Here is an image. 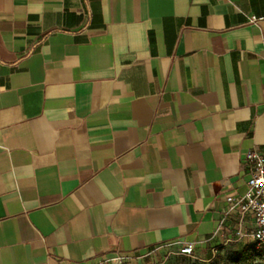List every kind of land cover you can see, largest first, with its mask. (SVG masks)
Listing matches in <instances>:
<instances>
[{"label":"crops","instance_id":"crops-1","mask_svg":"<svg viewBox=\"0 0 264 264\" xmlns=\"http://www.w3.org/2000/svg\"><path fill=\"white\" fill-rule=\"evenodd\" d=\"M254 148L264 0H0V264H206Z\"/></svg>","mask_w":264,"mask_h":264},{"label":"built area","instance_id":"built-area-1","mask_svg":"<svg viewBox=\"0 0 264 264\" xmlns=\"http://www.w3.org/2000/svg\"><path fill=\"white\" fill-rule=\"evenodd\" d=\"M262 18L252 17L251 22L256 23ZM246 163L250 173L247 191L241 195H228L226 200L229 203L227 214L238 211L241 216L251 214L256 227L250 231H243L242 227L236 229L232 241L250 238L259 244H264V150L251 149L246 154ZM195 245L187 243L180 249V254L186 257H193ZM94 264H123L121 256H115L100 260Z\"/></svg>","mask_w":264,"mask_h":264},{"label":"rangeland","instance_id":"rangeland-1","mask_svg":"<svg viewBox=\"0 0 264 264\" xmlns=\"http://www.w3.org/2000/svg\"><path fill=\"white\" fill-rule=\"evenodd\" d=\"M252 244H254L252 246L253 250H250L252 259L264 262V244L253 243L252 239H242L219 249L213 259L206 264H229L234 253L244 247H251ZM172 264H203V262L195 258L182 256L176 259Z\"/></svg>","mask_w":264,"mask_h":264},{"label":"trees","instance_id":"trees-1","mask_svg":"<svg viewBox=\"0 0 264 264\" xmlns=\"http://www.w3.org/2000/svg\"><path fill=\"white\" fill-rule=\"evenodd\" d=\"M253 243H258L256 241H253ZM254 244L251 245V247H244L242 249H239L236 253H234L230 259L229 264H264L263 261H257L255 259H252V256L250 255V250H253ZM212 258V255H210L209 259Z\"/></svg>","mask_w":264,"mask_h":264}]
</instances>
